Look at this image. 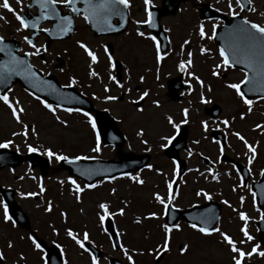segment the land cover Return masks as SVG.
Returning a JSON list of instances; mask_svg holds the SVG:
<instances>
[{
	"label": "rangeland",
	"instance_id": "1",
	"mask_svg": "<svg viewBox=\"0 0 264 264\" xmlns=\"http://www.w3.org/2000/svg\"><path fill=\"white\" fill-rule=\"evenodd\" d=\"M207 1L227 12V0H186L182 2L178 11L161 19L163 26L170 29L168 32L170 41L168 49H170V52L159 65L155 62V50L152 42L146 37L141 38L135 34L138 27L130 26L123 34L110 36V38L96 37L81 19H77V31L71 38L64 41H55L47 48V52L32 57V61L36 66L47 73L56 74L62 84H67L69 76H74L78 80V84L74 86L88 95L96 108L107 109L108 113L115 117L126 139L123 147L106 146L102 143V151L92 153L90 148L94 146L95 138L90 125L87 123V118L82 113L73 112L69 114L58 110L57 114L61 119L68 121L69 126L65 128L58 124L52 114L44 109L20 85H13L9 95L21 101L22 106L26 109V114L23 115L22 119L25 122L34 124L39 133L38 138L30 134L28 143L52 147L54 150L69 156L86 155L117 159L120 148L127 153L129 151L149 153L150 161L148 163L153 164L155 168H159L169 177L172 173V159L165 149L161 150L159 148V144L162 142L160 136L171 135L173 130L167 124L164 115L171 114L178 121L181 118L179 110L183 107H190L189 124L182 126L188 128L187 148L184 147L180 150V156L186 160V164L180 178L177 180L180 194L173 202V206L185 208L204 202L203 197L195 196V191L204 188L212 195L214 200L222 204L223 215L218 227L228 231L235 238H241L239 229L243 222L239 220L237 212L243 210L252 217L248 224L249 231L254 232L256 241H260L256 225L259 213L253 207L251 193L247 189L232 191V187L239 183L237 172L232 168L233 164L221 159L218 164L214 163L220 154L217 144L214 143V139L211 137V132L214 129L223 132L227 137L224 154L229 158L241 161L246 166L247 161L244 155L246 149L243 143L231 133L239 131L250 143L258 141V155L252 165L251 176V178H257L259 170L264 168V133L254 130V125L257 123L264 125V101L253 99L252 112L246 114L245 119L241 120L239 113L246 111L245 106L236 97L234 91L228 89L225 85L242 79L243 71L230 68L222 74L221 78L211 75L213 66L220 62L217 44L212 39L200 40L196 32L197 26L203 22L207 34L212 35L213 25L219 23L218 20H202L200 18L199 7L202 2ZM2 2L3 0H0V3ZM157 2L159 3L160 0H152V5ZM9 3L18 10L25 6V0H22V5H17L16 0H9ZM133 7L136 14H138V18H146L143 0H135ZM252 7H255L257 11L254 15L251 13L249 18H256L258 22L264 23V16H261V13H264V0H253ZM236 10L239 11V8L236 7ZM0 16L5 17L4 20H0V33L3 36L22 38L25 35L24 30L21 32L16 31L19 24L12 13L0 8ZM185 39H189L190 43L185 46V51L181 54L180 46ZM76 40H81L90 45L100 57L99 63L93 65V68L99 74L97 78L88 76L89 61L76 45ZM43 43V37H40L39 41L36 42L37 46ZM104 44H110L109 50L113 54L114 60L116 59L123 64L121 67L122 76L119 80L125 84V88H131V92L122 91L108 80V61L101 47ZM201 46L210 49V53L202 55L199 51ZM189 50L193 53L194 67L192 71L204 80L206 86L212 88L210 93L207 91V87L204 89L206 99L211 101L209 104L199 102L200 89L194 81H191L194 89L192 93H188L181 88L178 93L180 95L183 93V95L178 100L171 98L168 94V85L171 79L178 77L183 82L186 79H191L186 73L182 77L176 67L179 59H187L186 53ZM58 56L64 59L62 65H58V62L60 63L57 59ZM61 68L64 69V72L60 71ZM126 68L130 70V82H126ZM157 69H159L158 72ZM112 70V74L116 75L115 68ZM157 75H159V80L156 79ZM140 76L145 77L143 82L139 80ZM105 83L110 88L108 93L103 91V84ZM160 84H163V88L159 87ZM145 89L149 91V96L139 106L131 103ZM93 94L99 99L94 98ZM105 95H117L120 99L116 102H106L103 99ZM152 99H158L161 107L156 108L152 105ZM189 101L192 102L190 106ZM215 107L218 108L215 111H219L217 114L206 113L207 110L211 111ZM137 108H143V111H137ZM90 114L93 116L92 113ZM232 117H235L234 121H232ZM225 118L231 121L230 130H225L223 125L217 128L211 123L212 120L219 122V120ZM201 119L210 122L209 131L206 133L207 139L204 138L201 132L199 124ZM141 128L144 130V136L138 137L136 133ZM12 131H20V125L16 124L11 117L10 110L0 102V141L13 139L14 145L9 149L16 151L15 145H19L20 152L23 154L28 153L24 147V138L22 136L12 137ZM141 139L149 141L148 147L152 149L150 152L144 150L145 145L140 142ZM193 140H200V143L193 144ZM189 148L193 150V156L191 157L187 156ZM201 156L209 158L219 168L215 171L219 173L218 181H213L211 175L206 172L209 166L203 163ZM58 163L55 160L50 161V166L44 176L40 174L39 167L32 168L26 161L18 167L10 168L7 166L0 170V182L6 187L11 186L16 189L18 202L30 216L32 231L50 242L55 241L60 244L63 248L64 259H67L68 264H90V257L88 253L82 252L66 236L65 228H72L81 238L84 230L89 232L90 241L100 245L99 248L104 250V255L99 259V264H109L108 259L112 256L119 258L123 264H127L123 254L112 247L107 232L101 230L98 222L97 205L100 202H107L110 205V212H115L119 208L125 209L123 216L117 215L112 218L117 224V230L121 233V242L126 247L136 249L138 253L143 252V255L134 256L136 264H157V260L148 253L147 249L154 248L157 244L162 243L163 231L160 225L165 223V217L160 215L163 211L162 206L155 201L153 193L159 192L166 197L165 177L142 168L138 172L141 173V178L145 180L144 185L136 184L127 178H119L111 183L105 181L95 189L85 190L82 193L81 201L77 202L74 194L70 191V185L66 182V177L69 176L68 171L60 167ZM29 167L31 172L27 171ZM11 169L15 171H11ZM188 169L194 171L189 172ZM196 169L199 171H195ZM33 175L43 177L46 192L38 197L22 198L19 192H38L37 182L30 179V176ZM20 176L25 178L20 180L18 179ZM205 176L208 179H205ZM61 179L65 180L63 185L58 182ZM77 182L83 185L82 182ZM112 188L116 189L115 194H112ZM240 195L245 197L242 207L239 202ZM225 199L229 201L232 207H228L222 202ZM48 200H51L53 204L51 213L43 211ZM37 204L40 205L39 208L36 207ZM233 208H236L237 212H234ZM82 209L83 211H81ZM61 211L67 213L66 223L60 216ZM150 212H156L159 218L143 219ZM2 213L3 209L0 208V252L5 254V264H16L21 252L26 257L23 261L25 264H41V254L35 251L27 241L26 237L30 233L29 230L20 226L12 228L10 223L3 221ZM138 217L141 218L139 224L135 222ZM50 225L57 228L59 235L52 233ZM179 225H181L182 230L172 232L171 250L167 254H162L158 264H230V254L225 246L219 243L218 236L213 234L206 237L191 229L189 224L184 222H180ZM20 237H24V239H20ZM9 239L14 243L12 249L7 248ZM182 243L190 245L188 253L183 256L178 252V247L182 246ZM250 246L249 244V249ZM251 263L264 264V258L254 256Z\"/></svg>",
	"mask_w": 264,
	"mask_h": 264
},
{
	"label": "snow or ice",
	"instance_id": "2",
	"mask_svg": "<svg viewBox=\"0 0 264 264\" xmlns=\"http://www.w3.org/2000/svg\"><path fill=\"white\" fill-rule=\"evenodd\" d=\"M253 0H227V15L232 17H239L237 23L233 24L230 28L226 29V34L229 39L226 40V45L218 48V55L220 58V62L216 63L211 71V75L216 78H221L222 74L236 65H244L247 71H243V78L238 82H229L226 83V87L234 91L236 97L245 106L246 111H241L239 113V117L241 120L245 119L246 114H250L252 112L254 100L248 98L246 93H257V99L260 101H264V23L256 22L252 19H249L247 16H243L242 13L244 11L255 13L257 9L252 7ZM17 5H22V0H16ZM78 4L82 5V7L78 6ZM145 19L134 21L135 24L146 25L149 29H155L158 24L154 13L150 10L152 7V0H143ZM23 7H26L29 11L33 8L37 9V12L29 18V15L23 11ZM21 9L14 8L9 0H3L0 3V8L5 9L7 12L12 13L15 20L18 22L19 27L16 29L17 32H21L25 29H33L39 32L46 33L48 35H58L60 37L67 36L69 33L73 31L74 19L73 15L82 16V19L85 24L90 25L97 32L107 33V32H118L120 28L124 27L125 17L128 11L131 8V0H30V2L23 6ZM236 7L239 8V11L236 10ZM67 9V14H62L63 10ZM217 12L220 11L219 8L216 9ZM261 16H264V13H261ZM113 17L119 18V25H115L112 23ZM5 17L0 16V20H4ZM40 21H55V28L50 29L48 27H39ZM217 25H213L212 35H208L205 31L204 23L201 22L196 29L197 35L200 40H204L207 38L211 40L216 35ZM36 31L31 33L30 35H25L23 40L25 43L32 49L31 51H25L22 55L14 54L16 50L11 48L9 45L4 43L5 38L0 36V53H4L7 57L5 60H0V84H6L12 76H20L25 81L29 83V85L36 90V92L46 93L48 96H52L57 100H78V97L71 96L69 93L64 92L62 89L72 88L74 85L78 84V80L74 76H69L68 83L62 85L61 88H57L55 84H53L50 80H46L43 78V69H35V66L30 63L26 58L33 56H40L42 53L48 51V49L43 45L37 46L34 42L32 36L36 35ZM163 31L168 33L170 31L169 28H164ZM136 35L141 38L149 39L155 50V62L157 65L161 63L169 55L170 49H161V42L158 40L156 35L145 31L136 29ZM167 39V37H166ZM76 45L82 52L85 54L86 58L89 61V71L88 76L90 78H97L99 76L98 72L93 68V65L99 63L100 57L97 55V52L91 48L90 45L82 42L81 40L75 41ZM170 43V41H169ZM190 43L189 39H185L180 46L181 54L185 51V46ZM103 48V53L108 61V80L111 81L117 88L121 89L124 92H131V88H125V84L122 83L117 76L112 74L111 69L116 68V62L114 61L113 54L109 50V45L104 44L101 45ZM200 53L206 54L210 53V49L205 48L203 46L199 49ZM187 59H179L176 67L180 73H186L190 80H185L184 83L188 86L187 92H193V84L191 81H194L195 84L199 87V102L201 104H209L211 101L206 99L204 94V89L207 87V91L210 93L212 91L211 86H206L204 80L201 79L199 75H197L192 68L194 67L193 61V53L192 51H187L186 53ZM61 72H64V69H60ZM159 69H157V72ZM130 70L125 69V74L127 77L126 82H130ZM145 79L144 76H140L139 80L143 82ZM156 79L159 80V75L156 76ZM242 86H245L242 89ZM159 87L163 88V84H160ZM12 89L9 87L6 91L0 93V102L3 103L10 110L11 117L14 119L16 124L20 125V131H12L11 136L17 137L22 136L24 138V147L28 153H37L41 152L42 155L46 156L49 161L55 160L56 162H66L68 164H75L77 161L81 160H95L96 156H86V155H65L62 152L54 150L52 147H44L43 145L37 146L33 143H28L29 135L35 136L38 138L39 133L34 124L30 122H25L22 117L26 114L25 107L22 106L21 101L17 98H13L9 95ZM28 92V89H25ZM103 91L105 93L110 92L109 85L107 83L103 84ZM30 96L38 101L40 105L43 106L49 113L52 114L55 121L63 127L67 128L69 126L68 121L65 119H61V117L57 114L58 110L67 112L69 114L76 112L82 113L84 117L87 118V123L90 125L92 132L94 134V146L90 148L92 153H100L102 151V143H101V135L97 129V121L96 119L87 111H83L81 108H73V107H63L61 103H49L46 99L41 98L40 95H36L33 92H28ZM183 95V93H182ZM94 98L99 99L93 94ZM149 96V91L145 89L144 91L138 94L136 100L131 101V103H139L142 102L146 97ZM104 101H112L116 102L120 99L117 95H105L103 97ZM152 105L156 108L161 107V103L158 99H152ZM189 106L191 105V101L188 102ZM107 111V109H105ZM137 111L142 112L143 108H137ZM181 118L177 121L174 119L173 115L165 114L164 119L167 124L173 130V134L171 135H161L159 144V148L161 150L168 149L171 144H173L176 134L181 131L183 125L189 124V113L190 107H183L180 110ZM235 120V117H232V121ZM209 121L201 119L199 121L202 135L205 139H207L206 133L209 131ZM217 128L220 125H223L225 130H230L231 121L228 118L223 120L211 121ZM254 130H259L261 133H264V125L257 123L254 125ZM235 136L239 141L243 143L246 152L244 153L247 161L248 174H252V165L257 158L258 152V141L255 143H250L243 134L239 131H234L231 133ZM136 135L138 137L144 136V130L141 128ZM115 139V137H113ZM143 145H145L144 150L146 152H150L152 149L148 147L149 141L147 139H141L140 141ZM193 144H199L200 140H193ZM214 143L218 146L219 156L217 157L214 163L220 162V156L223 155L225 146L219 140L214 139ZM14 145L13 139H5L0 141V149H8L9 147ZM16 151H20L19 145H15ZM187 156H193V150L189 148L187 150ZM172 163V173L171 177L168 174L163 173L159 168H155L153 164L145 163L144 169L154 171L157 175H162L165 177L164 183L166 186V197L162 196L159 192H154L153 197L159 205L162 206L163 211L160 215H167V212L170 207L173 206V202L179 196V186L177 184V180L180 178L181 171V163L176 159L171 161ZM232 168H236V165L233 164ZM11 171H15L11 169ZM28 172H31V168L29 167ZM79 172L80 176L87 177L88 180H91L97 174L109 173L111 169L108 168H92V169H76ZM189 172L194 171L193 169H188ZM195 171H199L196 169ZM206 172L211 175V179L213 181H218L219 173L215 172L213 167H208ZM203 175V173H201ZM259 175L264 177V168L259 170ZM237 176L239 177V183L232 187V191L236 192L237 189H247L253 198V207L256 212L259 213V221L264 223V211L261 210L260 206H257V193L253 191V185L246 183L243 175L240 174L239 170H237ZM25 177L20 176L18 179L23 180ZM119 178H127L136 184L144 185L145 180L141 178V173L137 172L135 175L131 174L128 171H121L119 175H104L102 180H97L95 183H85L81 185L77 182V179L73 176L69 175L66 177V182L70 185V191L74 194V198L77 202H80L82 199V193L85 190L95 189L98 185L103 184L105 181L111 183ZM208 179L207 176L204 177ZM30 179L37 182L36 186L38 188L37 191L32 192H19V195L22 198L29 197H38L41 194L46 192V188L44 185L43 177L30 176ZM61 185L65 183L64 179L58 181ZM186 183V181H184ZM112 194L116 193V189H111ZM195 196L203 197L205 200H211L212 195L205 191L204 188H200L195 191ZM228 207H232L227 199L222 201ZM239 202L241 207L245 202V197L243 195L239 196ZM36 207H40L39 204ZM98 211L96 213L99 225L101 226V230L107 232L108 230L103 228L105 224L106 217H115L117 215L123 216L125 214L124 208H119L115 212H110V205L107 202H100L98 205ZM0 208L3 209L2 218L5 223H10L12 228L17 227V221L13 218V215L9 214V206L2 199H0ZM53 210V204L51 200L46 201V206L43 211L45 213H51ZM234 212H237L236 208L232 209ZM83 211V209L81 210ZM239 220L242 221V226L239 229L241 234V238H235L228 231L222 230L220 227H207L203 225H207L210 223L211 219L218 217L207 216L201 214L194 219L200 221V223L193 222L189 225L191 229L194 231L203 234L204 236H212L215 234L219 237V243L223 244L227 251L230 254V264H251L252 258L254 256H259L264 258V241H256L254 235H252L248 229L249 221L252 219L245 211L240 210L237 212ZM61 218L64 222H67V213L64 211L60 212ZM158 214L156 212H150L143 219H158ZM137 224L141 222V218H136L135 221ZM51 231L55 235H59V232L56 227L51 226ZM163 231V239L162 243L157 244L154 248L150 247L147 249L148 253L152 255L158 264V260L162 258V254H167L171 250V239L172 232L181 231V225L177 223H172L169 225L168 223H164L160 225ZM65 234L69 237L75 245L82 250V252L88 253L90 257V264H99L98 257L94 255L89 248L85 246V242H89V232L84 230L82 232V238L78 236L77 233L73 231L72 228H65ZM259 231V229H258ZM121 233L117 230L115 232V242L112 243V247L114 249H119V251L125 257L127 264H136V260L134 258L135 255H143V252H137L134 248L126 247L124 243L120 241ZM27 241L30 243L31 247L39 252L41 264H48V260L44 257V248L42 247V241H40L39 237L35 233L27 234ZM20 239H24V237H20ZM109 239L112 240L113 237L109 235ZM56 248L60 249L61 254L63 255V248L60 244L53 241ZM249 244L250 249H249ZM14 247V243L11 239L7 241V248L12 249ZM190 249V245L187 243H182V246L178 247V252L180 255H186ZM5 254L0 252V264L5 260ZM26 259L23 252H21L17 258L16 264H22V262ZM63 264H68L67 259H64Z\"/></svg>",
	"mask_w": 264,
	"mask_h": 264
},
{
	"label": "water",
	"instance_id": "3",
	"mask_svg": "<svg viewBox=\"0 0 264 264\" xmlns=\"http://www.w3.org/2000/svg\"><path fill=\"white\" fill-rule=\"evenodd\" d=\"M182 1H186V0H162V4L163 7L161 8H152L151 11L154 13V16L157 18L163 16V15H167L170 13L175 12L178 8L179 5ZM82 7V5H81ZM29 13V11H28ZM29 18H31V16L33 14L29 13ZM63 14V13H62ZM221 15L218 12H215L213 10H211L208 5H205L204 8L202 9V17L204 18H209V17H213V16H219ZM129 19V14H126L125 20ZM225 20V24L223 26H221L220 28L216 29V35L214 36V39L218 42L219 47L225 46L226 45V40L229 39V37L226 34V29L230 28L233 24L237 23L239 19H228L227 17L224 19ZM43 21H40V23H42ZM39 23V24H40ZM55 23H53V28H55ZM74 29V26H73ZM93 29V28H92ZM95 30V29H94ZM155 31V33L162 39L163 44L166 43V35L165 32L163 31V29L161 28V26L158 24V26L153 29ZM36 31V30H34ZM96 34H100L102 32H97L95 30ZM36 34H38V31H36ZM71 35V33H69L67 36L64 37H60L58 35H48L50 40L53 39H63V38H67ZM34 36H32L31 38H33ZM4 43L9 45L11 48H13L15 51L14 54H19V50H20V45L17 43L16 39H5ZM20 55V54H19ZM7 57L5 56L4 53H0V60H5ZM27 59V58H26ZM28 60V59H27ZM236 67H241L243 68L245 71H247V69L244 67V65H236ZM37 69V68H35ZM2 74V73H0ZM42 75V74H41ZM44 79L46 80H50L53 84L56 85L57 88H61L62 85H60L58 79L56 78V76H43ZM21 83L22 85H24L26 88H29L30 90L34 91L36 94L40 95V96H44L48 99V101H51L53 103H61L62 105H71V106H79L82 109L89 111V112H95L96 113V119L98 121V124L100 126V130H101V136L104 140V142L106 143H117L119 145L123 144V135L121 134V132L119 131L114 119L112 116H110L108 114V112L104 111V110H98L96 111L93 105L92 100L82 94L81 92H79L78 90H76L74 87L72 88H66V89H62L64 92L69 93L71 96H75L78 97V100H72V99H67V100H57L56 98L52 97V96H48L46 93L43 92H36V90L34 88H32L29 83L27 81H25L22 77L20 76H12L11 79H9L7 81L6 84H0V92H4L7 90V88L13 84V83ZM245 86H242V89ZM171 91L174 93L175 96V89H174V85L172 83L171 85ZM248 98H252L254 96H257L259 94L257 93H246ZM217 107L214 108V110ZM212 110V111H214ZM218 113V111H216ZM221 139H223V137L221 135H218ZM113 137H115V139H113ZM185 137H186V128L183 129L182 133L177 137V139L175 140V142L169 147V154L171 157L174 158H178V151L179 149L185 145ZM11 157H10V156ZM149 156L148 155H143V156H138L134 153L129 154V155H124L121 157V159L117 162V164H132V165H125L123 170H127V171H133L135 169L141 168L143 167V165L148 161ZM22 160L21 155L15 153V152H8L5 149H2V151L0 150V167L4 166L5 164H11L13 166L17 165L20 163V161ZM32 164L36 165V164H40L42 166V171L43 173L46 172V169L48 167V162L47 160H41L39 156L34 155L32 156ZM135 163H133V162ZM81 164H85V165H91V164H99L102 163L104 161L98 160V161H78ZM112 162V161H109ZM115 162V161H113ZM116 163V162H115ZM66 168H69L71 173H75V174H79V172L76 171L74 166H69L66 165L64 166ZM119 171V169L117 170ZM115 172V171H114ZM88 182H92L93 179L88 180L87 177H84ZM253 190L257 193V199H258V204L264 208V177H262V179L260 180L259 183H254L253 184ZM12 192L11 191H6L4 192V197L5 199H7L8 203L10 204V209L11 212L13 214V216L16 218V220H18V222L23 225V226H28V220L26 218V216L22 213L21 208L17 205V203L13 200L12 196H11ZM171 212H175L174 210H170ZM200 212L201 214L210 216V213L208 212V207L206 205L204 206H199L196 208H191L185 211H179V216L183 217L189 221L192 220V217L194 216L197 217V212ZM172 214V213H170ZM211 217V216H210ZM192 221L197 222V219H194ZM169 221L171 223H173L175 221V218H169ZM211 225V221L209 224L204 225V226H210ZM260 231L262 234H264V223H260ZM112 232L113 230L111 228H109ZM113 236L115 238V235L113 233ZM40 241H42V246H44L47 250V260H48V264H63L62 262V257L61 254L59 253L58 249L56 248V246L52 245V246H48L46 244V242L42 239H40ZM264 241V239H263ZM91 250L95 251L96 253H98V251L93 248V246L86 244ZM113 264H120V262H116L114 260H112Z\"/></svg>",
	"mask_w": 264,
	"mask_h": 264
},
{
	"label": "flooded vegetation",
	"instance_id": "4",
	"mask_svg": "<svg viewBox=\"0 0 264 264\" xmlns=\"http://www.w3.org/2000/svg\"><path fill=\"white\" fill-rule=\"evenodd\" d=\"M134 1L135 0H131V8H130V10H129V12H131L130 13V15H131V19H130V21H129V23H128V25H127V29H126V31L128 30V28L130 27V26H134V28L136 27H138V25L137 24H135L134 23V21H136V20H143V19H140V18H138L137 17V15L138 14H136V10H135V8L133 7L134 6ZM203 3V2H202ZM207 3H208V1H207ZM252 20H254V21H256V19L255 18H253ZM257 22V21H256ZM134 28H132V29H134ZM140 30H142V31H145V33L147 34L148 32H150V29L148 28V27H143L142 29H140ZM135 31V30H134ZM123 34V33H122ZM135 34H136V32H135ZM110 36H114V35H107V36H103L104 38H110ZM108 45H110V44H108ZM122 65L123 64H121V63H119V66L120 67H122ZM108 70V72H109V68L107 69ZM112 72H113V70H111ZM121 74H122V70H121ZM107 76H108V74H107ZM120 77H121V75H120ZM178 94V93H177ZM181 97H179V99H180Z\"/></svg>",
	"mask_w": 264,
	"mask_h": 264
}]
</instances>
